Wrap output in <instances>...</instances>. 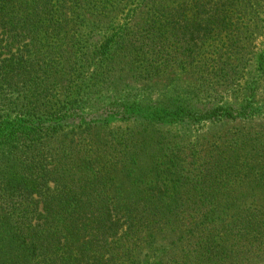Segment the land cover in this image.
<instances>
[{"label":"trees","instance_id":"trees-1","mask_svg":"<svg viewBox=\"0 0 264 264\" xmlns=\"http://www.w3.org/2000/svg\"><path fill=\"white\" fill-rule=\"evenodd\" d=\"M263 7L0 0V264H264Z\"/></svg>","mask_w":264,"mask_h":264},{"label":"rangeland","instance_id":"rangeland-1","mask_svg":"<svg viewBox=\"0 0 264 264\" xmlns=\"http://www.w3.org/2000/svg\"><path fill=\"white\" fill-rule=\"evenodd\" d=\"M259 14H260V17L258 16V19H257L258 21L261 20V18H264V9H262L261 12H259ZM124 17L126 18V14H124L123 17H121L120 15V18H122V21ZM113 25L114 27L120 26L118 22ZM246 36H248V39L245 40L246 43L244 44V47L242 48L240 54L238 55L239 61H237V63L243 62L242 67L246 65L245 62L248 59H252L254 56L259 57L261 54L264 53V28L263 27L259 29H252L250 30V32L247 31ZM260 62L261 60H258V64L252 69L256 73H261L263 71V68H262L263 64H261ZM110 67L112 69V72L116 73V75H119V74L125 75L126 77L125 82L127 83V85L131 84L134 81L132 78L134 76V73L131 70V67L127 65V60L120 59V60L114 61V64L111 63ZM244 74H245L244 71H242L240 73V77H237L238 83L241 81L245 82V79L242 78ZM161 83L162 82L158 84H161ZM232 84L233 83L231 81H228V103H231L232 105H236V106H238L239 104L242 105L243 104L242 98L243 96H245V94H243L241 91H246L245 90L246 84L236 85V86H232ZM232 92L236 93L235 95L238 96L237 101H235V98L232 96ZM233 126H234L233 124L228 125V123H226L224 131H226L228 128H232ZM208 136H211V135L209 134Z\"/></svg>","mask_w":264,"mask_h":264}]
</instances>
